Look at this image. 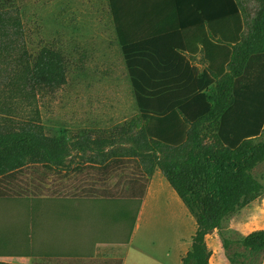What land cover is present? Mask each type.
<instances>
[{"label": "trees", "instance_id": "obj_1", "mask_svg": "<svg viewBox=\"0 0 264 264\" xmlns=\"http://www.w3.org/2000/svg\"><path fill=\"white\" fill-rule=\"evenodd\" d=\"M0 2L14 4V0ZM247 2L254 6L250 19ZM109 3L138 113L108 133L83 138L103 161L131 156L140 159L148 176L160 169L196 220L192 246L182 263L210 264L207 236L264 191L253 173L264 162L260 139L264 111H259L264 109V63L254 85L257 93L246 95L238 87L252 58L264 59V0ZM13 11L0 10V61L8 64V70L0 66V177L29 163L62 172L71 154L67 134L48 135L39 110L15 123L10 103L14 97L31 102L56 93L67 81L69 58L51 46L30 51L23 24ZM244 22L246 33L232 42ZM222 44L231 50L218 76L214 67L222 56ZM198 53L215 83L209 84V71L200 72L192 65L190 59ZM242 104L243 113L249 112L230 123L228 114ZM117 138L121 140L116 142ZM125 142L127 147L114 150ZM79 145L81 150L87 147L83 141ZM110 146L111 152H106ZM238 243L251 250L264 248V229L242 236Z\"/></svg>", "mask_w": 264, "mask_h": 264}, {"label": "rangeland", "instance_id": "obj_2", "mask_svg": "<svg viewBox=\"0 0 264 264\" xmlns=\"http://www.w3.org/2000/svg\"><path fill=\"white\" fill-rule=\"evenodd\" d=\"M13 3L11 7L0 2V10L13 8L14 15L20 17L28 49L35 52L51 46L62 50L70 62L67 81L56 93L39 96L31 102L24 97L13 98L10 113L15 123L32 118L39 110L40 122L48 135L65 132L71 154L64 170L79 169L90 160L102 161L103 157H98L92 150L88 138L83 137L91 134L92 140L97 133H108L138 113L109 0H14ZM245 5L250 19L254 6L248 2ZM246 31L244 22L235 31L232 42L238 41ZM227 46L230 45L220 46L222 56L214 67L218 76L225 70V64L221 63L229 51ZM263 63L262 57H253L239 79L238 87L246 95L258 92L254 85ZM0 66L8 70V64L0 61ZM193 66L200 72L209 71L208 82L215 83L206 62L198 57ZM2 76L0 74V78ZM245 107L242 104L234 108L228 114L229 122L234 123L248 113H243ZM260 139L264 140V129ZM120 140L117 138L116 142ZM80 141L86 144L85 150L80 149ZM119 148L115 146L114 150ZM21 170L11 175L12 188L21 194L29 191L27 193L31 192V195L38 186L37 181L49 179L53 172L35 163H29ZM253 173L264 184V162L259 163ZM165 182L168 187L158 185L155 189L157 198L151 200L147 208L150 216L141 222L125 264H183L182 259L191 249L196 220L184 203L178 208L172 198L177 195L166 179ZM259 229H264V191L255 201L228 217L221 229L207 236L206 242L212 252L210 264H264V248L251 250L238 243L242 236ZM225 240H228V246ZM42 258L43 264H68L65 257Z\"/></svg>", "mask_w": 264, "mask_h": 264}, {"label": "crops", "instance_id": "obj_3", "mask_svg": "<svg viewBox=\"0 0 264 264\" xmlns=\"http://www.w3.org/2000/svg\"><path fill=\"white\" fill-rule=\"evenodd\" d=\"M198 57L202 54L190 59L192 65ZM20 171L0 177V261L14 264H43L42 257H65L68 264H125L141 222L150 216L156 187H168L160 169L148 176L140 159L131 156L53 171L37 181L33 195L12 188L11 175ZM176 195L179 208L183 201Z\"/></svg>", "mask_w": 264, "mask_h": 264}]
</instances>
